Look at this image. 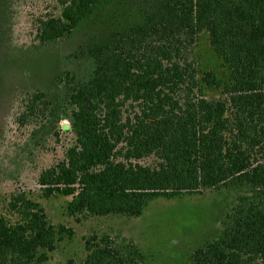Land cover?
Here are the masks:
<instances>
[{
  "label": "trees",
  "instance_id": "16d2710c",
  "mask_svg": "<svg viewBox=\"0 0 264 264\" xmlns=\"http://www.w3.org/2000/svg\"><path fill=\"white\" fill-rule=\"evenodd\" d=\"M99 3L56 0L57 13L36 21V37L69 36ZM129 32L89 46L91 74L62 99L73 143L38 175L41 196L70 198L65 212L80 223L138 217L156 197L243 191L221 235L190 264H264V0H156ZM199 35L218 69L196 72L187 62ZM46 99L38 92L24 101L18 121L52 122L58 114ZM73 235L13 192L0 213V264H44ZM84 253L80 264L145 261L133 243L116 245L107 234L87 238Z\"/></svg>",
  "mask_w": 264,
  "mask_h": 264
},
{
  "label": "rangeland",
  "instance_id": "374dc122",
  "mask_svg": "<svg viewBox=\"0 0 264 264\" xmlns=\"http://www.w3.org/2000/svg\"><path fill=\"white\" fill-rule=\"evenodd\" d=\"M156 0H100L93 12L64 38L40 42L36 21L58 11L56 0H0V213L11 193L24 192L43 207L49 220L72 228L44 264H80L84 242L91 235H109L116 245L133 243L145 257L142 264H190L192 253L222 233L228 215L243 191L219 189L148 201L138 217L70 218L65 207L70 198L41 196L37 177L63 158L73 143L68 109L62 102L71 89L87 80L93 70L89 46L112 31L130 33ZM184 56L194 70L218 69L205 35H199ZM38 92L53 105L52 122L42 116L18 121L24 101ZM210 99L218 97L205 91ZM63 99V100H62ZM60 101V102H58ZM60 107H59V106ZM49 120H51L49 118ZM152 164V159L141 161Z\"/></svg>",
  "mask_w": 264,
  "mask_h": 264
}]
</instances>
